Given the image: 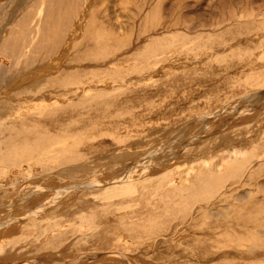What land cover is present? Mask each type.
I'll use <instances>...</instances> for the list:
<instances>
[{"label":"rangeland","instance_id":"374dc122","mask_svg":"<svg viewBox=\"0 0 264 264\" xmlns=\"http://www.w3.org/2000/svg\"><path fill=\"white\" fill-rule=\"evenodd\" d=\"M12 1L0 0V203L13 194L15 222L0 228V264H264V0ZM213 113L209 137L140 165Z\"/></svg>","mask_w":264,"mask_h":264},{"label":"bare ground","instance_id":"6f19581e","mask_svg":"<svg viewBox=\"0 0 264 264\" xmlns=\"http://www.w3.org/2000/svg\"><path fill=\"white\" fill-rule=\"evenodd\" d=\"M12 2H14V0L12 1ZM1 6H3V5H1ZM4 8V7H3ZM6 8H8V5H7V7ZM1 10V9H0ZM88 14V13H87ZM86 18V15L84 16V18H82V21L80 22L81 24H83V21H84V19ZM4 59H8V57H2L1 59H0V61H1V64L4 62L3 60ZM3 61V62H2ZM19 78H20V81H25V80H27L28 78H29V75L28 74H23V75H20L19 76ZM42 80H43V78L40 76V77H37V78H35V80H33V84L34 85H38L40 82H42ZM17 81V80H16ZM19 81V82H20ZM15 84H18V82H16ZM13 86H14V84H13ZM113 87V86H112ZM15 90V89H14ZM263 93V92H262ZM260 95H263L262 97L264 98V93L263 94H260ZM261 97V99L263 100V98ZM246 98V97H245ZM247 100V99H246ZM245 100V101H246ZM259 100H260V98H259ZM242 101V100H241ZM250 101V100H249ZM261 101V100H260ZM93 102V104H95L96 103V100H93L92 101ZM239 100H235V101H233L231 104H228L226 107H224V111L229 107V106H232V105H235V106H237L238 104H239ZM247 102V101H246ZM251 102V101H250ZM92 103L90 102V99L89 98H82V99H80V100H78L77 101V103H76V106H77V108L79 107V108H86V109H88V108H90V105H91ZM241 105V104H240ZM250 106V105H249ZM233 107V106H232ZM231 107V110L233 109ZM248 107V106H247ZM236 108V107H235ZM235 108L233 109V111L235 110ZM239 108V107H238ZM237 109V108H236ZM240 109V108H239ZM230 110V109H229ZM243 110V109H242ZM245 110V109H244ZM254 110V109H253ZM223 110H221V112L220 111H216V112H219V113H223L222 112ZM227 112H228V109L226 110ZM236 111H238V110H236ZM247 111V108H246V110H245V112ZM231 112V111H230ZM219 113H213V114H209V115H207V116H203V117H198L197 119H195L194 121H192V122H188L187 124L185 123V125L184 126H182L181 128H179V130H177L176 132H175V134H173L169 139H167L165 142H163V143H160V145L158 146V147H156V148H154V149H152V150H150L142 159H141V164L140 165H142L143 166V164H145V166H146V164H154L155 166H159V165H162V164H165V162H167V160H168V158L169 157H171V156H180V154H181V152L185 149V148H182L181 149V147L182 146H184V147H186V145H189V144H193V143H197L198 141H200L201 139H205V138H207V137H209L208 135L209 134H207V133H204L205 131H204V127L206 126V125H210V123L212 122V119H213V117H216L217 118V116H218V114ZM221 117V116H220ZM219 117V118H220ZM215 118V119H216ZM214 119V120H215ZM214 120H213V122H214ZM212 122V123H213ZM231 123V122H230ZM198 127H200L201 128V132H200V134H199V136L197 137V138H194L193 140H190V141H187V142H183V141H181V138H182V136L184 135V134H186L187 135V133H190V132H193L196 128H198ZM207 127V126H206ZM12 129V128H11ZM7 130H9V129H7ZM15 132H16V130H14ZM192 134H194V132L192 133ZM44 136V135H43ZM45 137V136H44ZM40 138V137H39ZM41 138H42V136H41ZM54 138V137H53ZM41 141L40 142H42V140H43V143H45L44 142V139H40ZM177 140H179V141H181V145H179V146H176V147H172V144L175 142V141H177ZM49 141V140H48ZM46 142H47V139H46ZM50 142H51V140H50ZM52 143V142H51ZM42 144V143H41ZM46 144V143H45ZM48 144H50V143H48L47 142V144L46 145H48ZM15 145V144H14ZM44 145V144H43ZM51 145H53V144H51ZM45 146V145H44ZM230 154H231V156H237V155H239L238 153H237V151H231L230 152ZM2 155V154H1ZM2 157V156H1ZM4 157V156H3ZM2 157V158H3ZM177 157V158H178ZM74 158H76L75 156H74ZM5 159H7V158H5ZM4 159V160H5ZM68 159V158H67ZM70 159V158H69ZM71 159H73V157L71 158ZM228 159H229V157H228ZM136 163V162H135ZM132 164H134V163H132ZM126 165H127V163H126ZM136 165V164H135ZM122 166V165H121ZM125 166V165H124ZM138 166V165H137ZM142 166H141V168H142ZM127 167V166H126ZM131 167V166H130ZM144 167V166H143ZM137 168H139V166L137 167ZM137 168H133L132 170H130L129 168V172H127L126 174L124 173V171H123V169H120V170H122L123 171V173H122V175H121V177L119 178H116V173H114L115 174V178L114 179H116V180H114L115 182L117 181V183H127V181L128 182H131L132 181V179H134V178H136V177H139L138 175H136V174H138V173H136V170H137ZM146 168V167H145ZM127 169V168H126ZM127 169V170H128ZM140 169V168H139ZM219 169H221V167H219ZM62 170H64V169H62ZM119 170V169H118ZM126 170V171H127ZM140 170H138V172H139ZM60 172V171H59ZM109 172V171H108ZM117 172V171H116ZM146 172V171H145ZM20 173V172H19ZM110 173H111V171H110ZM120 173V172H119ZM144 173V172H143ZM18 174V173H17ZM65 174V173H64ZM125 174V175H124ZM118 175V174H117ZM18 176V175H17ZM17 176H15V177H17ZM113 176V175H112ZM119 176V175H118ZM43 183V182H42ZM114 182L112 181V182H110V181H100V182H97V183H95V184H93V185H84L83 186V184L82 185H80L79 184V186L77 185V186H74L73 188H75V189H77V188H85V187H97V188H99L100 189V191H104L103 190V188H107V187H109L110 185L112 186V184H113ZM15 185V184H14ZM30 185V184H29ZM39 185V184H38ZM2 186V185H1ZM32 186V185H31ZM35 186H37V185H34V187ZM68 187V186H67ZM66 187V188H67ZM27 188H29V186L27 187ZM33 187H31V190H33L32 189ZM72 189V187L70 186V188H68L67 190H71ZM92 189H94V188H92ZM43 190H45V189H43ZM86 190H88V189H86ZM84 191V190H83ZM99 191V192H100ZM29 193H30V195L32 196V194L31 193H33V192H30V190L28 191ZM67 192V191H66ZM74 192H76V191H74ZM25 193V192H24ZM36 193V192H35ZM113 194H117L116 192H114ZM25 195H27V194H25ZM41 195V194H40ZM66 196V195H65ZM72 196V195H71ZM21 197V196H20ZM60 197V196H59ZM63 197V196H62ZM68 197V196H67ZM22 199L24 198V200L26 199V197L25 196H23V197H21ZM33 198V197H32ZM20 200V199H19ZM29 200H31V199H29ZM29 200H27V202L29 201ZM38 200V199H37ZM50 200V199H49ZM55 200V199H54ZM54 200H53V203H54ZM10 201V200H9ZM30 202H32V201H30ZM30 202H28L27 203V205H29V203ZM47 202V201H46ZM46 202H45V204H46ZM50 202H52V201H50ZM61 202H63L62 200H61ZM42 203V202H41ZM31 204V203H30ZM40 204V203H39ZM43 204V203H42ZM63 204V203H62ZM2 205V204H1ZM0 205V206H1ZM5 205V204H4ZM8 205H11L10 203L8 204ZM24 205V204H23ZM49 205V207H51L50 206V204H48ZM61 204H59V206H60ZM19 206V205H18ZM17 206V207H18ZM58 206V205H57ZM8 207V206H7ZM20 207H21V205H20ZM24 207V206H23ZM30 207H33V206H30ZM1 208V207H0ZM22 208V207H21ZM28 208V207H27ZM27 208H25V210L27 209ZM40 208H42V207H40ZM43 208H45V206L43 207ZM2 209V208H1ZM4 209V208H3ZM5 209H6V207H5ZM18 209V208H17ZM24 209V208H23ZM30 209V208H29ZM36 209H38V208H36ZM46 209V208H45ZM44 209V210H45ZM22 210V209H21ZM28 210V209H27ZM32 210H33V208H32ZM44 210H43V212H44ZM4 211V210H3ZM15 211H17L16 209L14 210V212ZM19 211V210H18ZM30 211V210H29ZM40 211V210H39ZM1 212H2V210H1ZM42 212V211H41ZM13 213V212H12ZM34 214H35V216H36V213L35 212H33ZM38 213V212H37ZM12 215V214H11ZM24 215V214H23ZM8 216V215H7ZM35 216H33V217H35ZM18 217V216H17ZM27 217V216H26ZM40 217V216H39ZM6 218H8V217H6ZM12 218V217H11ZM10 218V219H11ZM20 218V217H19ZM24 218V217H23ZM22 218V219H23ZM2 220V219H1ZM6 221V220H5ZM12 223V222H11ZM3 227V226H2ZM6 227V226H5ZM96 256V255H95ZM115 256V255H114ZM117 256V255H116ZM84 257V259H86L85 257H87V261H89V259L91 258V257H89V259H88V256L86 255V256H83ZM100 257V256H99ZM120 257H122V256H120ZM95 258H97V257H95ZM77 259V258H76ZM82 259V258H81ZM91 259H94V258H91ZM129 259V258H128ZM127 259V260H128ZM135 259V258H134ZM75 260V259H74ZM78 260H80V259H78ZM85 260V261H86ZM126 260V261H127ZM82 261H84V260H82ZM130 261V260H129ZM33 262V261H32ZM73 262V261H72ZM71 262V263H72ZM131 262H134V261H131ZM36 263V262H35ZM38 263V262H37ZM48 262H46V264H47ZM52 263V262H51ZM54 263H56V262H54ZM63 263V262H62ZM80 263V262H79ZM78 263V264H79ZM84 263V262H83ZM134 263H138V262H134ZM3 264V263H2ZM39 264V263H38ZM58 264V263H57ZM80 264H82V262L80 263ZM99 264H101V263H99ZM133 264V263H132Z\"/></svg>","mask_w":264,"mask_h":264},{"label":"crops","instance_id":"0c3cea01","mask_svg":"<svg viewBox=\"0 0 264 264\" xmlns=\"http://www.w3.org/2000/svg\"><path fill=\"white\" fill-rule=\"evenodd\" d=\"M1 192H3L2 194L4 195V193H5V191H3V188H1V186H0V193ZM61 194V193H60ZM12 196H13V194L11 195V197L8 199V201L7 202H4V203H0V207L2 208H0V228L2 227V226H5V225H7V224H9V223H11V222H15L14 221V213H12L13 212V207H14V203L12 202V199L14 198H12ZM10 200V201H9ZM11 204V205H8V204ZM5 204V205H4ZM62 205V204H61ZM60 205V206H61ZM8 206V207H7ZM5 207H6V209H5ZM4 208V209H3ZM1 210H2V212H1ZM4 210V211H3ZM48 212L49 211H47L46 212V214H48ZM12 214V215H11ZM8 215V216H7ZM6 217H8V218H6ZM12 217V218H11ZM11 218V219H10ZM2 219V220H1ZM6 220V221H5Z\"/></svg>","mask_w":264,"mask_h":264}]
</instances>
